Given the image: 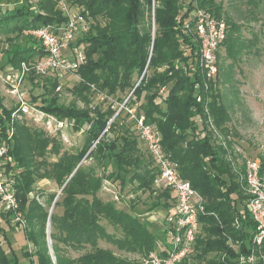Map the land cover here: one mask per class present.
I'll return each mask as SVG.
<instances>
[{
	"label": "trees",
	"instance_id": "obj_1",
	"mask_svg": "<svg viewBox=\"0 0 264 264\" xmlns=\"http://www.w3.org/2000/svg\"><path fill=\"white\" fill-rule=\"evenodd\" d=\"M244 1L249 10L245 19L258 18V7L264 0ZM74 2L92 19L90 30L79 39L84 44L86 62L77 70L79 80L72 87L73 95L84 107L58 103L57 97L50 95L56 86L54 80H48L45 90L48 95L43 92L39 96L30 95L29 99L44 112L70 119L74 131L84 129L86 138L82 147L68 152L62 150L59 138L22 123L23 119H15L10 124L11 109L2 104L0 96L1 132L3 134L9 126L13 128L9 144L12 163L7 168L14 172L18 209L24 220V225L15 223L22 226L26 243L34 246L30 253L23 252L29 259L28 264H141L116 255L99 242L136 257L158 250L162 241L138 215L98 195L103 180L119 190L131 184L133 191L151 198L149 210L165 208L168 211L170 208V192L155 193L156 166L138 133L134 135L131 125L121 118L123 109L128 107L135 109L136 117L142 115L144 123L155 127L162 150L177 165L179 177L188 180L204 200L192 257L180 264H231L237 256L250 251L256 225L246 209L237 174L225 157L230 150V141L225 136L229 133L226 123L230 116L217 89L219 52L216 76L208 81L209 88L204 91L199 73L191 70L197 51L193 20L188 22L189 29L185 21L193 9L223 19L226 36L220 49H224L231 67L242 54L258 50L257 34L253 33L250 39L243 37L240 24L225 11L222 0ZM36 7L37 11L24 2L0 11V36L8 40L4 63L18 67L20 62L40 54L39 48L28 40L20 43L13 39L22 29L62 19L53 0H38ZM231 80L227 72L223 81ZM195 82L199 83V88H194ZM94 90L112 96L127 92L128 96L121 100L124 104L119 110L110 104L102 107L96 103L89 107V93ZM196 94L203 99L209 97L207 113L203 102L196 101ZM137 102L140 103L137 105ZM126 113L129 115L128 111ZM206 114L224 146L214 142L205 124ZM195 117L200 118L199 123L195 122ZM130 121L134 126L135 119ZM142 147L146 154L141 151ZM51 156L56 159L49 160ZM88 159L101 167L99 175L95 166L84 164ZM260 175L264 181L263 157ZM39 178H48L58 186V191L47 193L48 204L62 188L50 216V208L29 198L32 185ZM56 207H61L60 213L54 211ZM0 211L13 219L11 211ZM48 216L52 254L45 232ZM4 221L7 222L0 216L1 231ZM107 226L113 227L119 235L109 232ZM67 250L77 255L70 256ZM0 264H20L16 257L7 256L1 240Z\"/></svg>",
	"mask_w": 264,
	"mask_h": 264
},
{
	"label": "built area",
	"instance_id": "obj_2",
	"mask_svg": "<svg viewBox=\"0 0 264 264\" xmlns=\"http://www.w3.org/2000/svg\"><path fill=\"white\" fill-rule=\"evenodd\" d=\"M38 0H16L18 4L27 2L31 9L37 11ZM60 17V21L43 24L36 28L23 29V35H30L38 43L40 54L35 58L20 62L18 67L9 65L0 67V79L6 84V93L12 98L10 124L15 119H27L34 124H40L48 133H61L64 119L44 112L29 99L31 93L24 88L26 78L31 74L37 78L50 77L56 82L53 93L61 90L62 80L67 76L79 79L77 70L86 62L83 42H79L90 30L92 19L74 0H53ZM9 2V3H7ZM14 6L11 1L0 2V11L9 10ZM43 13L42 11H38ZM193 20V33L197 40L196 60L191 67L201 77L204 91L208 90V81L213 80L217 73V54L226 36V24L221 18H216L199 9L189 11L185 21ZM188 28V27H187ZM189 29V28H188ZM4 71H10L4 73ZM195 82L194 88H199ZM41 91V90H40ZM41 93V92H40ZM197 102H203L207 113L209 97L196 94ZM131 118L135 119L134 127L147 153L157 168L153 179V186L158 190H168L170 208L161 215L163 233L167 239L161 242L157 251L143 256L141 264H180L189 261L193 254V244L200 228L199 215L204 213V200L192 188L188 180L178 175L177 165L162 150L160 136L152 124H146L143 116H135L133 107L127 108ZM195 122L200 118L195 117ZM205 124L215 143L225 145L208 114ZM13 128L9 126L4 133L0 126V208L13 213V220L24 225L19 211V201L16 196L15 176L7 165L12 163L9 154V144L12 139ZM245 195L248 213L255 222L256 228L251 237L250 251L240 254L231 264H264V181L260 175V160L257 157H247L239 162L231 150L225 153ZM116 198V197H115ZM230 246L235 245L228 241Z\"/></svg>",
	"mask_w": 264,
	"mask_h": 264
},
{
	"label": "rangeland",
	"instance_id": "obj_3",
	"mask_svg": "<svg viewBox=\"0 0 264 264\" xmlns=\"http://www.w3.org/2000/svg\"><path fill=\"white\" fill-rule=\"evenodd\" d=\"M11 1L14 5H18L16 0H0V2ZM225 11L234 17V20L241 26V34L243 37L250 39L253 33L258 36V42L256 44L257 50L242 54L239 61L235 62L231 67L230 60L225 58L224 49L221 48L219 51L220 59L218 65L220 66L219 72V84L217 89L223 96V101L226 103L227 110L229 112L230 120L226 123L227 130L229 133L226 136V140L230 141L228 145L232 155H236L239 158V162H243L247 157H257L261 161V157L264 158V2L260 3L258 7L257 15L258 18L250 21L245 19L249 15V10L245 5L244 0H222ZM9 3V2H7ZM255 12V11H254ZM28 29V27L24 28ZM23 30V29H22ZM11 37V36H10ZM17 38V39H16ZM13 38L14 40L22 43L26 39L30 44L35 45L38 48L37 41L30 35H23L22 31L19 36ZM8 40L4 35L0 36V65L4 63L5 51L8 49ZM0 66V67H1ZM9 64L4 63L1 68H8ZM10 71H4V73ZM229 73L232 80L224 82L223 78L226 73ZM6 73V74H7ZM48 80H53L50 77L37 78L31 74L26 78L24 88L31 93V95L39 96L48 88ZM74 76H67L62 80L61 90L58 93L51 91L50 95L57 97V102L63 105L75 104L78 108L84 107V104L77 99L72 93V87L78 82ZM6 84L0 79V96L4 106L12 107V98L6 93ZM41 90V91H40ZM92 90V89H91ZM41 92V93H40ZM127 92L117 93L116 95H106L96 90L89 93L90 104L94 105L99 103L102 107L112 105L113 108L119 110L127 98ZM38 99V98H37ZM140 102H137V105ZM129 108V107H128ZM127 109H123L121 118H124L125 124H130L133 134L137 133L131 117L127 113ZM66 124L64 125L61 133H48L44 127L40 124H34L30 120L23 119L21 122L28 124L31 127L41 128L45 130L49 135L56 136L62 142V150L73 152L82 147L86 133L84 129L80 131H74L72 129V122L70 119H64ZM228 136V137H227ZM141 151L146 154L141 148ZM55 156L49 157V160H55ZM85 165H93L96 168V174L99 175L101 167L97 166L96 163L90 159L84 161ZM131 184H127L122 190L113 188L112 184L103 180L102 186L98 191V195L102 199L115 201L117 207L130 211L133 214L139 216L143 220L144 225L153 233L158 236V240L164 241L167 236L163 233L161 215L166 212L165 208H157L149 210L151 198H148L146 194H140L131 189ZM154 187V186H153ZM58 191L56 183L48 178H39L35 180L32 185V191L29 194L30 199H34L36 202L50 208L52 202L48 204L47 193ZM156 189L155 193H159ZM154 193L153 196L156 194ZM116 197V198H115ZM0 210H2L0 208ZM61 207H56L55 212L60 213ZM21 214H23L20 211ZM1 218L6 219L0 230V240L2 247L7 256L16 257L17 262L20 264H28L29 259L23 255V252L27 251L30 253L34 250V246L26 243L24 239V232L21 225H17L10 216H5L4 212L0 211ZM107 229L111 233H119L110 226ZM47 229H45L46 232ZM3 240V241H2ZM160 241V242H161ZM100 246L112 250L116 255L127 258L129 260H135L140 262L143 256H137L130 253H124L118 251L114 246L104 242H99ZM67 254L70 256H76L77 253L67 250Z\"/></svg>",
	"mask_w": 264,
	"mask_h": 264
},
{
	"label": "water",
	"instance_id": "obj_4",
	"mask_svg": "<svg viewBox=\"0 0 264 264\" xmlns=\"http://www.w3.org/2000/svg\"><path fill=\"white\" fill-rule=\"evenodd\" d=\"M61 190H62V188L57 193V196L61 192ZM57 196L54 198V200L52 202V205H51L50 210H49V216H50V213L52 212V209H53V206H54V203H55V200H56ZM49 216H48L47 226H46V228H47V230H46V232H47V238L46 239H47V244H48L49 251L52 254V250H51V246H50V243L51 242H50V237H49V228H50V219H49Z\"/></svg>",
	"mask_w": 264,
	"mask_h": 264
},
{
	"label": "crops",
	"instance_id": "obj_5",
	"mask_svg": "<svg viewBox=\"0 0 264 264\" xmlns=\"http://www.w3.org/2000/svg\"><path fill=\"white\" fill-rule=\"evenodd\" d=\"M164 214V213H163Z\"/></svg>",
	"mask_w": 264,
	"mask_h": 264
}]
</instances>
